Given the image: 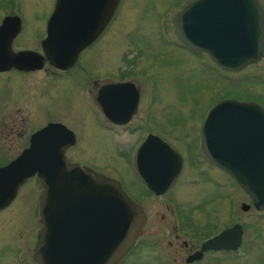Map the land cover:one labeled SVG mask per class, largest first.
<instances>
[{"label":"water","instance_id":"95a60500","mask_svg":"<svg viewBox=\"0 0 264 264\" xmlns=\"http://www.w3.org/2000/svg\"><path fill=\"white\" fill-rule=\"evenodd\" d=\"M119 1L56 0L48 37L42 43L49 61L61 69L70 68L80 51L104 30ZM80 8L88 10L82 12ZM10 25L12 38L20 29L18 19L6 18L0 34ZM174 31L191 51L207 54L227 72H239L264 58V13L258 0H195L175 16ZM41 64L42 57L33 52L0 53V71L12 67L34 70ZM104 93L99 104L105 116L125 124L135 113L138 100L131 101L116 119L118 115L111 116V105ZM55 136L61 139L57 149L53 148ZM73 143V134L61 125H50L35 133L30 147L10 165L0 168V210L12 202L30 178L37 176L42 193L36 264H119L141 235L145 214L118 181L68 162L65 149ZM200 147L205 158L226 172L251 199L253 208L264 211V108L255 102L221 100L204 120ZM50 159H56V164L49 163ZM181 163L172 147L152 135L134 157L137 174L156 195L173 185ZM174 165L176 170L170 175L165 168ZM152 166L161 168L156 172L160 180L155 181L144 172ZM51 169L57 171L49 172ZM63 191L65 194H56ZM62 205L65 210L61 213ZM250 209L248 204L241 205L243 212ZM81 215L88 217V224L96 225L75 229ZM80 232L82 237L88 232L94 237L88 254L80 252V243H84L82 237L78 241ZM243 233V227L234 224L207 240L201 252L237 251Z\"/></svg>","mask_w":264,"mask_h":264},{"label":"rangeland","instance_id":"374dc122","mask_svg":"<svg viewBox=\"0 0 264 264\" xmlns=\"http://www.w3.org/2000/svg\"><path fill=\"white\" fill-rule=\"evenodd\" d=\"M258 1L264 6V0ZM187 2L124 0L122 11L112 27L113 45L107 53H103L105 47L95 52L98 55V84L108 80V73L120 66L134 73L139 84L146 85L150 79L153 83L156 81L158 96L155 102L150 104L146 97L142 98L139 114L132 125H142V132L131 135L127 131L116 129L111 133L101 128L100 108H96L83 86L84 77L74 76L62 78L48 96L38 98L32 106L34 113L29 116L30 126L37 129L49 120H60L73 129L78 138V145L68 152V156L96 166L109 165L114 170L127 167L135 142L141 141L150 129L178 150L187 166L173 193L146 202L152 208L141 239L157 238L164 244L173 239L172 219L166 209L168 203L186 214L187 225L184 224L181 232L185 240L200 241L237 223L243 227L242 245L237 253L208 257L202 264H264V211L253 208L251 199L228 174L208 167L197 144L203 119L221 100L255 102L264 108V58L239 72H227L206 55L194 56L175 46L159 45L157 37L160 34L163 39L169 41L171 38L177 44L173 18L188 5ZM53 4L54 0H2L0 17L18 10L19 6L17 14L24 17L25 25L18 42L27 48L34 45L35 37L41 34L40 26L43 28ZM129 32L136 33V45L126 38ZM141 38H144L143 42ZM200 60L204 65L199 63ZM2 79L0 76V83L8 85V91L0 89L3 97L27 99L19 74H11L5 81ZM43 90L45 87L42 86L37 91L42 94ZM16 108L13 105L5 108V115ZM148 112L149 118L146 116ZM211 175L223 185L218 186L209 178ZM122 180L132 197L143 195L138 194L143 188L134 174L126 172ZM32 188L33 183L25 186L19 195L18 201L21 202L17 201L0 213V264H12L13 257L2 251L11 243L12 230L31 221L37 223L26 208L31 199L29 193L37 194ZM33 203L35 207L36 202ZM243 203L250 205L251 209L243 212ZM162 214L168 217L165 223L160 221ZM157 252L150 246L141 247L126 264H159L155 260Z\"/></svg>","mask_w":264,"mask_h":264},{"label":"flooded vegetation","instance_id":"af4514ba","mask_svg":"<svg viewBox=\"0 0 264 264\" xmlns=\"http://www.w3.org/2000/svg\"><path fill=\"white\" fill-rule=\"evenodd\" d=\"M123 1L124 0L119 1L116 10L114 11L111 19L109 20V22L107 23V25L105 26L101 34L90 45H88L82 51H80L75 63L68 69H61L55 66L54 64H52L47 58L45 49L42 46L43 41L46 40V38L48 37V25H49L51 16L54 12V9H55L56 0H54V4L52 6L51 11H49L48 14L46 15L43 28L40 26L41 34L35 37L34 45L29 46L27 48H25L24 46H21L18 42V38L20 34L22 33L23 27L25 25L24 17L22 15L17 14L19 10V6H18V10H14L13 12H10L9 14L3 15L0 17V26L2 25L3 21L6 18H10V17L14 19H18L20 23L19 31L12 38H11L12 36L11 31L13 29L12 25H10L7 29H5L0 34V53L6 52L8 50H10V52L13 54H17L20 52H33L42 57V64L40 65L41 67L36 68L34 70H25V69H19L16 67H12L10 69L0 71V76H3V79H2L3 81H5L6 78L11 76V74H14V73L19 74V76L22 77V80L24 82L25 92L28 94L27 95L28 97L26 100H21L18 97L12 98V99H9V98L6 99L5 97H3L4 95L0 93L1 95L0 96V168L10 165L23 151L28 149L30 147L31 138L35 133H37L38 131L50 125H61L65 127L68 131H70L74 136V143L65 149L64 156L66 160L70 163L79 165L85 170H89L93 173L103 175L106 178L114 179L118 181L122 185L124 191L128 194V196L134 202L140 205L143 209V212L145 214V224L142 228L141 235L135 241L128 255L119 264H126L129 261V259L140 250L141 247H149V246L153 247L156 251H158L156 254L155 260L159 264H202L203 262H205V260L208 257L215 258L217 255L223 256L224 254L237 253V251H225V250H218V251L207 250V251L201 252L202 245L207 240H209L210 238H213L214 236L218 235L221 231L227 228L219 231L218 233L214 235H209L208 237H205L201 239L200 241H194V240L192 241L189 239L185 240L181 232L184 229V226H185L184 224L186 223L187 225L186 214H183L179 210L178 207H175L168 203H167L166 209H167V212H169L168 213L169 218L172 219L173 239L171 241L170 240L167 241V244H164L162 240H159L157 238L145 239V240L141 239V236L144 235V228L146 227L149 221V213L152 208L146 202L151 201V198L154 199L155 197H163L166 194L173 193V189L181 181L186 171V166H187V163L184 157L181 155V153L178 150H176L165 139L161 138L159 135L152 132L150 129L148 133L146 134V136L141 141L135 142L136 144H134V146L136 147L133 148L134 150L133 155L130 156V158L127 160V163H128L127 167L114 170L109 165H105L103 167L96 166V165H93V163L79 161L76 158L72 159L70 156H68V152L78 145V138H77L75 131L71 129L68 125L67 127L60 120H57V121L49 120L43 126L37 129H33L30 126L31 117L29 116L30 114L34 113L33 111H31L32 106L34 103L38 101V98L39 97L44 98L45 96H48V94L54 89L56 83L59 82L62 78H65L66 76H74V77H79V78L84 77L82 80L83 86L85 87L86 91L89 93L90 98L94 102V105L96 106V108L97 107L100 108V114L102 115V120H101L102 122L99 119L101 128L111 133H113L116 129L121 130V131H127L131 135L142 132V130H144V127L142 125H139V124L137 126H132V125L135 122V118L139 114V106H140L141 99L146 97V100H148L150 104L155 102L158 96L156 93V88L158 86L156 81L154 80V83H153L152 82L153 79H150V83L146 85L139 84V81L134 78L135 76L134 73H130L129 69H127L124 66H120L114 72L111 71L108 73L110 75V78L108 80L102 81L100 84H98L99 83V78H98L99 72H98V67H97L98 55H96L95 52L98 48L102 50L103 47H105L106 51L103 53H107L111 45H113V38H111L113 37L112 27H113V23L115 22L116 18H118L119 13L122 11L121 7L123 5ZM186 1L188 2L185 4H188V5L194 2V1L191 2L189 0H186ZM1 3H2V0H0V8L2 7ZM260 6L264 13V6L261 4ZM87 10L88 8H80V11L82 12H86ZM174 18H173V28H174ZM174 34H175V31H174ZM136 37L137 35L135 32H129L126 35V38L128 40H131L132 44L134 45H136V42H135ZM175 37H176V40L178 41L177 44L175 43V41L171 40V38L169 41L163 39L162 35L160 34L157 37V40L159 42L158 44L164 45L167 47L175 46L177 48L183 49L187 53H190L191 55H194V56H199V55L208 56L205 53H200V54L194 53L178 39V36L176 34H175ZM140 40L143 42L144 38H141ZM134 48L138 49V47L136 46ZM89 60L90 62H88ZM199 63L204 65V63L201 60L199 61ZM138 70H140V68ZM7 86L8 85L6 83H4V85L3 83H0V89L2 90L8 91ZM42 86L45 87V90H43L41 94L37 90L40 89ZM104 91H106V95L104 99L107 100L111 105L110 106L111 116L114 118V115H118L117 117H115L116 119H119L121 117V115L119 114L124 112V109L128 107L131 101H133L135 98L138 100L135 113L131 115V117L128 119V121L125 124L116 123L113 119L107 118L105 114L103 113L102 108L99 104V100L105 94ZM145 92H147V94ZM19 104L20 106H22L21 108H18L17 105ZM11 105L17 108L14 111L7 112V114L5 115V112H4L5 108H9ZM115 107L118 108V113H115ZM146 114H147L146 115L147 118H149L148 116L150 112ZM205 118L203 119L202 125L204 123ZM145 120L147 122L146 118ZM201 130H202V126L200 129L197 144H199V149L202 153V156L204 157L203 161L207 164L208 167L213 168L214 170L221 171L222 173L225 174L226 172H224L222 169H220L219 167H217L216 165H214L213 163H211L209 160L205 158L201 150V147H200ZM149 135L156 136L162 139L170 147H172L180 155L182 159L181 168L179 170L178 175L176 176L174 180L173 185L164 193H160L162 195H156L157 193L151 191L147 187V184L145 183L143 178L137 174L135 167H134V157L136 155V152ZM60 140L61 139L59 136L53 137V145H54L53 148L57 149V146L60 145ZM19 142H22V144L20 145ZM56 161H57L56 159L48 160L49 163H53V164L54 163L56 164ZM165 169L168 172H170V175H171L176 170V166L174 165L173 167H169ZM159 170H161V168L157 166L156 167L152 166V167H148L147 169H144V172L146 173L148 177H152L154 178L155 181H157L161 179L159 178L160 176L156 174V172ZM55 171L57 170L51 169L49 172H55ZM126 172H131L132 174H134V176L136 177V179L138 180V182L141 184L143 188L141 193H138V194H143V195H139V197L137 198L134 196L133 197L131 196L130 191L128 190L126 184L122 180L125 177ZM209 178L215 181L218 186H220V184L223 185L220 180L215 179L212 175L209 176ZM232 182H234L233 179H232ZM31 183H33V188L36 190L37 194H33V192L29 193L31 199L27 201V204L29 205L26 206V208L28 209V213H31L32 216H34V218H31V219L37 220V223H34L33 221H31L29 224L27 223L25 225L22 224L21 228H18V229L14 228L12 230L11 236L9 237L11 243L10 245L6 246V248L2 250L8 256L13 257L12 264L13 262L14 264H36L34 255H35V247L38 241V233L41 229V225L39 223V203H40V195L42 193V187H41L38 177L33 176L32 178H30L19 189L17 195L12 200V202L7 207L0 210V213H1V212H4L10 209L18 201L20 197L19 195L22 189ZM234 184L236 185L235 182ZM56 194H65V193L63 191V193H56ZM36 196L37 198L35 200ZM32 199H33V202L34 201L36 202L35 207H34V203L32 202ZM18 202H21V201H18ZM63 205L59 207V210L61 211V213L65 210ZM22 209H25V208L22 207ZM77 211L79 212L81 211L80 207L77 208ZM160 218H161L160 220L161 223H165L168 217L166 216V214H162ZM77 219H78V222L75 224V227H74L75 229H78L80 227H94L96 225L95 223H92V222L88 224L87 216L83 217L81 215L77 217ZM90 221H92V217H90ZM78 236H79L78 241H80L82 237L81 232L78 233ZM82 238L84 239V243H80L83 246L80 249V252L82 254H88V252L90 251L89 244L94 239V237L93 236L91 237V234H89L88 232L87 234H84V237ZM193 257H196V258L189 261Z\"/></svg>","mask_w":264,"mask_h":264}]
</instances>
